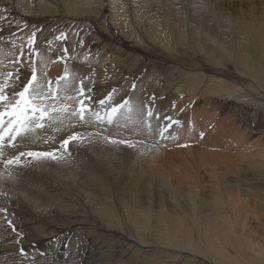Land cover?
<instances>
[{"label": "bare ground", "instance_id": "6f19581e", "mask_svg": "<svg viewBox=\"0 0 264 264\" xmlns=\"http://www.w3.org/2000/svg\"><path fill=\"white\" fill-rule=\"evenodd\" d=\"M33 67L53 88L67 72L59 97L72 107L78 101L66 98L83 82L93 111L103 115L98 102L110 93L107 104L127 100L132 111L118 128L53 121L5 149L4 158L57 159H0V264L35 256L33 239L58 248L60 235L80 242L83 230L93 247L119 248L116 264H264V19L231 18L223 0H0V73L18 69L26 83ZM79 70L86 78L73 77ZM212 97L233 105L219 115ZM168 99L175 110L165 115ZM189 112L203 135L183 128L178 138L192 155L144 147ZM74 132L83 139L62 148ZM136 133L134 146L104 139Z\"/></svg>", "mask_w": 264, "mask_h": 264}, {"label": "snow or ice", "instance_id": "6c2138e0", "mask_svg": "<svg viewBox=\"0 0 264 264\" xmlns=\"http://www.w3.org/2000/svg\"><path fill=\"white\" fill-rule=\"evenodd\" d=\"M43 75L41 74V76ZM0 77H4V80L0 81V159H3L6 166L19 164L21 158L25 156L31 157L33 160L57 159V156L52 152L35 151L19 152L18 155L11 158H4L7 147H19L20 142L31 140L40 130L45 129L46 125L51 126L53 121L62 124L63 119L74 117L85 123L94 118L97 122L114 124L121 115L125 114L124 109H128V112L132 111L130 102L127 100L123 104L114 106L107 104V100L111 99V93L105 100L98 102L102 108H105L103 115L99 111H93L82 99L87 91L83 87V82H81L77 97L66 98L78 101L79 107H72V105L61 101L59 88L61 83L67 88L69 82L67 72L64 77L56 79L55 88L52 86V81L45 82L38 76L35 67L32 68L31 78L27 79L26 83L20 80L18 69L15 76L9 72L0 73ZM16 88L20 90L16 91ZM148 115L151 116L152 113L149 112ZM82 139V134L74 132L62 141L61 147H65L70 141ZM104 139L114 144L134 146L127 140H113L109 137H104Z\"/></svg>", "mask_w": 264, "mask_h": 264}, {"label": "rangeland", "instance_id": "374dc122", "mask_svg": "<svg viewBox=\"0 0 264 264\" xmlns=\"http://www.w3.org/2000/svg\"><path fill=\"white\" fill-rule=\"evenodd\" d=\"M223 1H225V4L227 5V7L229 9V13L231 15V18L240 19L241 21H243V20H248L249 21V20L252 19L254 21V19L257 16L258 19H260V18L261 19H264V0H223ZM246 12H248V13H246ZM250 13H252V15ZM21 65H23L25 68L26 67L29 68L32 64H29L27 62H22ZM86 76H87V74H84L83 75V71H81V70L76 71V72L73 73V77L76 78L77 80H82V79L86 78ZM209 99H210L209 100L210 103L213 104L214 105V108L217 110L215 112L216 113H220L219 115L222 114V110L224 109L225 105L226 106H227V104H229V106H232L233 105L231 102H229V103L224 102V104H223V100L218 99V98L215 99V97H212V98H209ZM168 100L171 101V105L172 106H170L171 109H169V107L167 105L164 106L163 113L165 115H166V112L168 110H170L171 113H173L174 110H175V105L172 104L173 103L172 102L173 100H171V99H168ZM199 105H200V103H199ZM242 109L243 110H246L248 108L247 107H243ZM229 111L230 112H233V113H238V111H240V110H236L235 108H231ZM243 115L246 116L248 114H246V112H243ZM175 117H176L175 114L172 115V119L175 118ZM236 117H237V120H236L237 123H240V124L245 125V123L247 122L248 124L246 126L247 127L249 126V123L250 122H249L248 117L247 118L245 117L242 120H239L238 119V116H236ZM176 119H177V121H176V127H175V129L172 132V135L170 137H168L167 139H161V138H157L156 136H152V137L149 136V139L146 142V144L144 145V147H147L148 146V148H151V149L153 148L154 150H162V151H167V150L170 149V151H168V152H171V150L173 152H179L180 155L183 156V157L186 156V155H189V154L192 155V151H191V148L189 147V144L187 142V139L184 138L181 141V140H179L178 136H180L181 130H183V128H185V130H189L192 127H193L192 129L195 131V136H201V134H199V131L197 130V128H195V126L193 124L194 121H193V118L191 117L190 112H189V114L187 116H182V117L180 116L178 118L176 117ZM191 121H192V123H191ZM94 122H96V120H94ZM92 125L95 126L94 123ZM109 125L112 126V127H117L118 128L119 125H120V123H119V121H117L116 123L109 124ZM167 136H169V134ZM131 138L133 139V140H129V142L131 141L130 142L131 144H134V143H136L138 141H141L140 140L141 138L143 140V137H142V135L140 133H136V136L134 134V136L131 137ZM123 140H125V139H123ZM150 142L153 143V144L151 143V146H149L150 145ZM122 145H124V144H122ZM125 145L126 146H129L128 144H125ZM227 155L228 156H232V155H234V152L230 150L227 153ZM209 188H210V185L208 184L207 189H209ZM25 232H28V230H26ZM67 233L60 235L59 236L60 238H58V241L57 242L61 246V248H60V246H58V248L61 249V250H59L58 248H55L54 246H52L51 244H49V243H47L45 241L33 239L34 244L33 245L30 244V246H31L30 252L31 253H35L36 255L35 256H32V257H27V254L24 251L22 253V256L19 258L20 264H41V263L42 264H66V263L67 264H78V263H81V262H82V264H86V263H90V262L96 261V260H94L95 258L97 260L98 259H104V258L106 259V258H108L110 256H112V257H110V259H113L115 262L112 260V262L110 261L111 263L110 262L107 263V261H106V263L107 264H116V260L120 256L123 255L122 252H119V248L118 247H116V248L113 249V251H112L113 253L111 251H109L110 250L109 249V246H103L102 247L100 245L102 248L99 247L98 249L96 247H93L91 245L92 239L86 241V234H87V231L86 230H83L82 233L80 234L81 236L80 235L78 236L80 242L78 240H76V237L75 236H73L71 234H67ZM69 233H71V231H69ZM66 234H67V237H65ZM71 236H73V237H71ZM75 241H76V243H75ZM79 243L82 244L83 251L77 250V245H80ZM61 244H63V245H61ZM67 246H69V247H67ZM66 247H67V249H66ZM87 247H89V248H87ZM98 252H99L100 255H102V253L103 254L105 252L106 253L104 255L100 256V255H98ZM107 253H109V255ZM118 254L120 256H118ZM57 255H59V256H57ZM68 258H70V259H68ZM101 262H102V264H105V262H103V261H101Z\"/></svg>", "mask_w": 264, "mask_h": 264}]
</instances>
